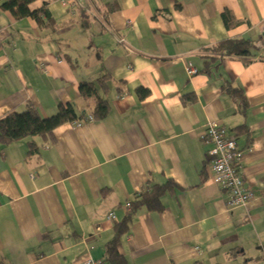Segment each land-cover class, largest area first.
Segmentation results:
<instances>
[{"label":"crops","instance_id":"1","mask_svg":"<svg viewBox=\"0 0 264 264\" xmlns=\"http://www.w3.org/2000/svg\"><path fill=\"white\" fill-rule=\"evenodd\" d=\"M29 9H46L51 25L0 9V117L32 105L46 118L58 104L86 117L94 101L79 83L103 76L109 110L0 145V264L104 260L128 201L167 182L162 210L139 209L120 237L130 264H264V0H85L75 9L36 0ZM234 39L256 48L242 58L216 50ZM209 121L243 150L253 193L244 207H228L212 178Z\"/></svg>","mask_w":264,"mask_h":264},{"label":"trees","instance_id":"2","mask_svg":"<svg viewBox=\"0 0 264 264\" xmlns=\"http://www.w3.org/2000/svg\"><path fill=\"white\" fill-rule=\"evenodd\" d=\"M34 1L36 0H0V9L10 12L15 19L31 17L38 23L44 20L51 25L52 18L46 9L39 11H31L29 9V5ZM113 7L114 5L111 8L113 9ZM221 18L224 24L228 26L231 20L229 12H223ZM254 48H256L255 44L251 41L234 39L220 42L216 50L222 51L219 52L224 56L242 58L248 56ZM109 81L110 77L103 76L92 82L81 81L79 83L80 96L94 101L91 114L95 119H102L108 113V99L105 98L104 94L109 88ZM227 91L229 94L239 96L240 100L244 102L243 90L241 88L230 86ZM137 92L141 98H145L148 95V91L142 88H138ZM84 116L83 114L77 115L72 104H58L57 112L46 118L41 117L38 110L32 105H28L20 113L10 111L0 117V145L31 136L51 137L53 130L58 126L76 119H81ZM234 136L237 137L236 135ZM170 185L171 182H167L164 185L149 186V188H144L136 193L128 201L129 207L125 211V216L121 221L116 222L114 225V236L105 244L104 264H130L118 251L120 237L129 228L133 215L139 209L145 208L156 212L162 210L160 198L170 188Z\"/></svg>","mask_w":264,"mask_h":264},{"label":"built area","instance_id":"3","mask_svg":"<svg viewBox=\"0 0 264 264\" xmlns=\"http://www.w3.org/2000/svg\"><path fill=\"white\" fill-rule=\"evenodd\" d=\"M85 0H57L63 7L75 9ZM189 75L195 72L191 67L186 68ZM91 114L84 118L72 121L75 126L93 121ZM202 140L211 147L206 153L207 163L212 171V178L216 185L227 192L228 207H244L253 198V193L245 188L243 172L238 164V158L242 149L239 148L236 137L227 133L223 126L216 121H209L203 133ZM129 204L125 205L127 209ZM115 218L114 213L108 215V219ZM84 264H104L100 259H88Z\"/></svg>","mask_w":264,"mask_h":264}]
</instances>
